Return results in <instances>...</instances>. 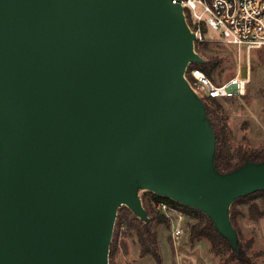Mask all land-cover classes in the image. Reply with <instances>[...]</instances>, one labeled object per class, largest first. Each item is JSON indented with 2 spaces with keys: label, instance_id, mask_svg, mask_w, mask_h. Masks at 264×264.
<instances>
[{
  "label": "water",
  "instance_id": "water-1",
  "mask_svg": "<svg viewBox=\"0 0 264 264\" xmlns=\"http://www.w3.org/2000/svg\"><path fill=\"white\" fill-rule=\"evenodd\" d=\"M195 38L179 0H0V264H110L119 208L149 220L138 186L238 248L264 160L215 169Z\"/></svg>",
  "mask_w": 264,
  "mask_h": 264
},
{
  "label": "rangeland",
  "instance_id": "rangeland-1",
  "mask_svg": "<svg viewBox=\"0 0 264 264\" xmlns=\"http://www.w3.org/2000/svg\"><path fill=\"white\" fill-rule=\"evenodd\" d=\"M205 40L207 55H218L222 64L214 71L213 80L222 83L235 75L249 77L244 96L221 99L222 114L226 118L234 147L259 148L264 146V46L248 50L232 45L220 39L218 33L206 28ZM196 45V41H195ZM196 49V46H195ZM203 57V56H202ZM204 100V99H203ZM144 187H137V194L143 202L147 196ZM263 214L250 212V203L239 204L242 213L239 225L244 240L253 238L251 249L256 264H264V203L257 200ZM158 206V205H157ZM159 208V206H158ZM195 218L184 212L180 220L182 232L174 235V224L160 225L158 236L162 264H222L223 257L211 250V243L206 237L192 241L190 224ZM117 264H158L151 254L141 255L140 245L135 230L126 228L120 233L115 255ZM229 264H238L237 260Z\"/></svg>",
  "mask_w": 264,
  "mask_h": 264
},
{
  "label": "trees",
  "instance_id": "trees-1",
  "mask_svg": "<svg viewBox=\"0 0 264 264\" xmlns=\"http://www.w3.org/2000/svg\"><path fill=\"white\" fill-rule=\"evenodd\" d=\"M189 24L195 29L196 24L192 21L190 14L186 13ZM205 33L206 27H202ZM196 50L203 56V62H191L188 66L187 76L192 79L191 69L199 68L204 71L212 80L214 71L222 64L223 59L218 55H207L206 46L196 40ZM221 99L205 97L206 115L213 126L216 135V149L214 154V166L220 173H228L243 166L248 161L262 162L264 160V146L259 148L234 147L231 142V131L228 122L222 114L223 106ZM147 196L143 197V205L149 216V220L140 218L133 210L122 205L119 208L113 239L110 244V264H117L115 255L118 248V239L123 229L135 230L141 255L151 254L158 264H162L163 257L160 252L158 228L160 225H169L170 218L158 208L161 201L168 202L182 209L188 216L195 218L190 224V238L192 241L206 237L211 243L212 252L223 257L222 264H229L237 260L238 264H256L252 253L253 238L244 240L242 229L239 225V216L242 213L239 204L250 203V212L254 215L263 214L257 203L261 199L264 203V189L255 190L251 193L237 197L230 209V218L237 231L238 248L231 245L230 240L225 237L215 226L214 220L203 211L183 204L169 196L158 194L147 190Z\"/></svg>",
  "mask_w": 264,
  "mask_h": 264
},
{
  "label": "built area",
  "instance_id": "built-area-1",
  "mask_svg": "<svg viewBox=\"0 0 264 264\" xmlns=\"http://www.w3.org/2000/svg\"><path fill=\"white\" fill-rule=\"evenodd\" d=\"M179 2L185 15L188 12L197 25L194 29L189 24L195 32L196 40H205L202 30L205 26L218 33L220 39L228 44L243 46L249 51L264 46V0H179ZM190 73L192 79L187 76V71L186 78L202 99L242 97L249 82L248 76L243 77L240 74L217 83L199 68L191 69ZM158 206L174 224L175 237H179L182 232L180 220L183 219L184 211L165 201L159 202Z\"/></svg>",
  "mask_w": 264,
  "mask_h": 264
}]
</instances>
